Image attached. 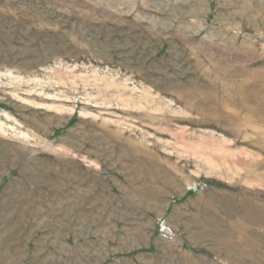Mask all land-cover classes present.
<instances>
[{
	"label": "rangeland",
	"instance_id": "rangeland-1",
	"mask_svg": "<svg viewBox=\"0 0 264 264\" xmlns=\"http://www.w3.org/2000/svg\"><path fill=\"white\" fill-rule=\"evenodd\" d=\"M0 264H264V0H0Z\"/></svg>",
	"mask_w": 264,
	"mask_h": 264
}]
</instances>
